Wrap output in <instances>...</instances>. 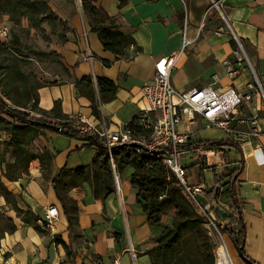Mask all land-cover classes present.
I'll list each match as a JSON object with an SVG mask.
<instances>
[{
    "label": "crops",
    "instance_id": "obj_1",
    "mask_svg": "<svg viewBox=\"0 0 264 264\" xmlns=\"http://www.w3.org/2000/svg\"><path fill=\"white\" fill-rule=\"evenodd\" d=\"M94 5L115 18L122 32L131 34L135 45L126 50L131 58L115 60L114 54L103 49L97 34L79 16L73 22L74 35L59 53V70L50 78L57 84L35 90L37 112L34 113L49 111L59 101V110L65 116L79 114L92 123L103 121L111 132L133 122L142 130L135 136L146 137L148 130L142 128L141 119L147 118L151 124L156 113L148 112L140 88L152 80L155 61L180 48L184 19L186 37L191 42L170 74L171 85L177 92L214 83L220 90L233 87L245 94L244 85L252 78L251 70L264 86V0H123L119 8L117 0H97ZM217 30L221 33L215 34ZM234 37L239 40L250 67L242 62V73L230 80L225 75L224 62L235 60L230 43ZM86 75L94 82L96 96L97 77L117 86L113 100L98 101V117L92 114L88 98L79 95L73 85L74 80ZM234 118L232 127L237 132L236 142L243 156L236 192L246 230L244 252L254 263L264 264V164H258L253 155L256 148H261L264 154V100L260 94L254 92L251 102H242ZM204 125L203 119H196L190 126L192 138L226 139L224 132L215 128L213 133L198 135ZM254 125L260 129L256 135L252 134ZM183 127L179 126L180 130ZM41 137L44 149L52 154L48 173L43 175L38 160H33L26 175L17 181L3 178L2 181L15 195L18 206H28L39 218L43 208L56 205L59 216L51 228L40 233L22 223L0 197V212L15 225L12 233L4 232L0 237V264H69L63 245L56 239L68 246L74 255L73 264H151L146 250L152 246L151 238L158 234L159 228L148 225L146 215L136 203L129 181L132 168L114 173L119 190L103 200L92 196L87 183L68 189V196L77 205L76 226L68 229L51 180L62 167L73 169L91 164L96 149L87 140L68 137L58 130L41 129ZM222 153L229 170L236 168L240 155L230 147H222L215 153L216 164ZM193 170L199 182L206 187L213 185L207 182V170H200L199 166ZM220 202L226 206L229 200L221 196ZM170 221V215L162 218L163 224ZM224 241L229 244L233 264H248L239 257L227 235Z\"/></svg>",
    "mask_w": 264,
    "mask_h": 264
},
{
    "label": "trees",
    "instance_id": "obj_2",
    "mask_svg": "<svg viewBox=\"0 0 264 264\" xmlns=\"http://www.w3.org/2000/svg\"><path fill=\"white\" fill-rule=\"evenodd\" d=\"M96 0H92L95 2ZM118 1V8L123 5V0ZM48 0H0V15H8L10 21L18 25L22 18L28 20L31 27H37L43 21L50 20L53 11L47 4ZM87 7V6H86ZM88 9L95 14H101L103 19L90 22V30L97 34L102 47L114 54L115 60L120 58L130 59L126 53L129 46L135 45V41L129 32L124 33L119 29L116 19L110 17L101 7H95L91 2ZM235 47V41L230 39ZM19 58L11 57L7 60L4 53V46L0 43V72L3 76V93L0 94V132L9 134V139L4 142L5 146L11 148L8 159H5L0 152V197L5 204L9 205L22 223L33 226L38 232L46 228L38 225V217L33 214L28 206L20 207L17 204L15 195L7 188L2 181H17L28 173L29 163L38 160L40 171H49L52 154L44 149L41 154L32 153L27 150L32 127L40 129H52L77 139L88 141L89 146H94L96 154L89 165L66 169L62 167L52 178L51 183L55 196L61 204L63 214L68 223V229L76 226L77 205L68 196V189L87 183L91 194L95 199L103 200L109 193L115 191L114 173L120 174L125 168H132L130 185L134 189L136 203L146 215L148 225L159 228L158 234L151 238L152 246L146 250L151 264H214V255L209 238L204 229V220L195 210L189 201L184 188L175 174L167 168L160 158L135 151V144H116L111 150V157L105 153L102 145L89 136L78 135L65 120L67 116L61 114L59 101H55L49 111L41 110V117L29 115L19 109L21 103L13 96L12 85L17 80L21 82V73L18 71ZM105 65L109 62L104 61ZM13 74V75H12ZM57 84L55 81L41 83L36 86ZM96 90L90 75L83 76L73 82L74 87L81 96L90 101L91 112L99 116L98 101L109 102L115 98L117 86L114 82L97 77ZM23 93L26 94V102L33 101L32 111H36V91L31 93L22 83ZM7 99L9 102H6ZM53 119L60 120L52 123ZM128 126L133 130L134 135L142 132L133 122ZM222 147L233 148L239 155L240 160L236 168L228 170L221 176L214 179L213 185L206 187L201 194L196 195L198 201H204L210 207L218 222L223 223L221 232L229 237L239 257L248 264H256L248 259L244 252L245 224L241 204L239 203L236 187L238 175L243 168V156L238 143L234 140H196L188 142L182 150L190 152L197 149L206 151H218ZM6 151V147L4 152ZM155 152V151H154ZM222 160L225 155L222 153ZM201 183V182H199ZM225 189V191L223 190ZM226 194L229 202L224 206L220 197ZM225 215L221 216L218 210ZM165 215L171 216L169 224H163L162 218ZM6 227L0 230V237L4 232L12 233L15 225L11 219L6 218L0 212ZM64 247L67 262L73 264L74 255L63 241L57 240Z\"/></svg>",
    "mask_w": 264,
    "mask_h": 264
},
{
    "label": "built area",
    "instance_id": "obj_3",
    "mask_svg": "<svg viewBox=\"0 0 264 264\" xmlns=\"http://www.w3.org/2000/svg\"><path fill=\"white\" fill-rule=\"evenodd\" d=\"M185 19L182 25L181 45L175 52L159 57L154 63V74L151 84L144 82L141 85V93L148 105V112L156 115L151 124L147 118L141 119L142 128L148 130L146 137H137L127 123L122 124L116 131H109L104 122L92 123L83 115L71 114L65 120L53 119L52 123L67 122L68 125L80 136H89L103 146L105 153L111 157V148L116 144H135V151L154 155L161 159L162 163L169 168L178 178L184 188L189 201L195 210L202 216L204 224L218 233L220 241L217 244L214 264H233L221 232L222 222H218L210 207L203 201H198L196 195L206 189L202 183L190 185L185 178V167L180 164V157L187 151L181 149L189 142L192 133L190 126L197 118L205 121V128L220 129L224 132L226 139L236 141L237 132L232 127L234 116L242 102H251L252 94H260L264 100V86L251 70V80L245 83V94L239 93L235 88L228 87L220 90L214 83L199 88H193L185 92H177L171 85L170 74L185 47L190 44L186 37ZM217 30L215 34H220ZM238 48L234 51L235 60L225 61L228 79L232 80L242 73V62L249 66L248 59L237 38L234 37ZM245 57V60L242 57ZM250 67V66H249ZM31 115L41 117L42 114L31 112ZM254 123V122H253ZM184 126L180 130L179 126ZM260 132L254 125L252 134ZM155 151V152H154ZM162 151V152H160ZM254 158L258 164H264V154L261 148L253 151ZM207 158V156L205 155ZM115 188L118 191L117 176L114 175ZM59 210L56 205H48L43 208L42 215L37 223L41 227L51 228L57 220ZM221 251L222 255L219 254Z\"/></svg>",
    "mask_w": 264,
    "mask_h": 264
},
{
    "label": "rangeland",
    "instance_id": "obj_4",
    "mask_svg": "<svg viewBox=\"0 0 264 264\" xmlns=\"http://www.w3.org/2000/svg\"><path fill=\"white\" fill-rule=\"evenodd\" d=\"M89 2L94 5L92 0H48L47 4L53 11L52 18L50 20L43 21L37 27H31L28 20L25 18H22L20 23L15 25L12 21H10L8 15H0V43L4 46L5 56L7 60H11V57L13 56L19 58L20 60L18 71L22 74V80L21 82L18 80L14 82L11 92L16 100L21 103V106H24L19 109L27 112L29 115H31L32 105L34 103L32 100L26 102V94L23 93L24 85L22 86V83L24 82L26 88H29L31 93H34L36 86L39 84L52 82L50 78L59 70L60 66L59 53L62 47L70 41L74 35V20L81 16V18L89 24L90 22L94 23L96 20L103 19L101 14H95L88 9ZM94 6L97 7L96 5ZM237 48L238 46L235 41L233 51ZM242 58L245 60L244 56ZM1 74L2 72H0V94L3 93L2 86L4 81ZM146 83L151 84L152 82L147 81ZM5 100L6 102H9L7 99ZM212 130V128L200 129L198 130L200 131L198 135L213 133ZM8 139L9 134L1 131L0 152L3 153L5 159L9 158L11 151V148L5 146L4 144V142ZM196 140L199 139L197 137L192 138V135H189V142H194ZM5 147L6 151L4 152ZM26 148L32 153H42L44 150V142L41 137L40 128L32 127L29 143ZM208 151L211 150L185 152L180 157V164H183L185 167V178L187 180L189 179L190 185H194V183L197 184L199 182V176H197V173L193 170L197 166H199L200 170H207L205 176L209 184L214 183L212 178L214 180L217 176H221L229 170V166L227 164L228 160H222V155H220V162L216 164L218 160V158H216L218 151H215L214 153ZM205 155L207 156V159ZM211 164L216 165L212 166ZM46 173H48V171ZM44 174L45 173H43V175ZM223 190L225 191V189ZM223 196L226 197V194H223L222 197ZM203 226L206 235L209 238V243L212 246V252L215 258L216 248L220 241V236L217 232L207 227L205 224ZM5 227L6 223L4 222L2 216H0V230ZM226 243L230 254L229 244L228 242Z\"/></svg>",
    "mask_w": 264,
    "mask_h": 264
},
{
    "label": "water",
    "instance_id": "obj_5",
    "mask_svg": "<svg viewBox=\"0 0 264 264\" xmlns=\"http://www.w3.org/2000/svg\"><path fill=\"white\" fill-rule=\"evenodd\" d=\"M58 130V129H57ZM160 152H162V151H160ZM219 211V213L221 214V216H224L225 215V213L222 211V210H218Z\"/></svg>",
    "mask_w": 264,
    "mask_h": 264
},
{
    "label": "bare ground",
    "instance_id": "obj_6",
    "mask_svg": "<svg viewBox=\"0 0 264 264\" xmlns=\"http://www.w3.org/2000/svg\"><path fill=\"white\" fill-rule=\"evenodd\" d=\"M219 254L222 255L221 251H219Z\"/></svg>",
    "mask_w": 264,
    "mask_h": 264
}]
</instances>
